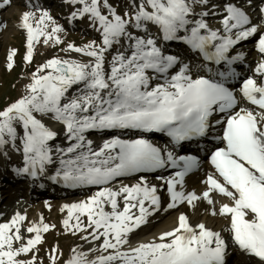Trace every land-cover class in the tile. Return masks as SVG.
<instances>
[{"label":"snow or ice","instance_id":"obj_1","mask_svg":"<svg viewBox=\"0 0 264 264\" xmlns=\"http://www.w3.org/2000/svg\"><path fill=\"white\" fill-rule=\"evenodd\" d=\"M9 2L2 0L0 7ZM71 2L82 4L80 14H88L99 25L100 44L93 41L83 48L68 45L69 50L91 59L88 62L58 57L47 60L32 73L27 94L0 110V149L7 144L15 147V141H20L24 167L18 172L35 177L45 172L46 165L54 163L49 142L57 133L36 115L50 114L64 126L66 139L71 142L66 148H55L60 167L50 179L62 180L68 187L100 186L86 200L64 206L69 219L75 214V224H70L69 219L63 224L66 229H73V234L84 231L80 217L86 216L87 227L92 229L90 235L94 240L103 238L100 251L108 254L90 260L87 253L73 249L74 255L66 264H225V241L220 234L204 224H198L196 231L184 214L179 215L175 228L160 234L159 242L139 243L122 250L129 243V233L145 225L152 211L159 208L160 198L157 188L148 186L143 177L139 183L122 184L118 189L107 185L118 178L166 165L181 169L165 181L172 201L168 208L182 201L193 205L201 198L211 204L210 192L227 197L230 203L220 206L219 215L229 218L233 242L264 262V81L258 84L248 78L240 89L242 98L261 111L235 110L237 99L224 83L203 76L193 78L188 64L169 74L179 64L178 58L165 55L150 35L142 37L128 31L131 27L147 33V25H154L163 41H182L205 61L219 65L239 59L236 56L229 60V50L256 34L257 27H244L249 24V17L232 3L223 5L226 15L219 20L221 27L213 29L206 18L210 14L217 16L216 11H203L198 14L200 19H189L194 15L193 5H207L208 0H141L132 16L124 14L127 19L118 15L107 0H103V6L109 15L102 14L101 0ZM31 17L29 12L21 16V26L27 31L26 62L31 61L33 41L40 36L45 37V42L49 39L60 42L55 36L60 27L54 26L50 34L41 28L46 19H51L47 12L42 13L35 28L30 23ZM181 32L187 34L180 35ZM121 39L127 42V47L112 55L106 68L105 54L114 44H120ZM256 47L264 54V34L259 35ZM13 55L14 51H10L9 68ZM149 70L155 75L150 76ZM256 72L264 74V62ZM218 75L223 78L225 73ZM153 79L162 82L152 86ZM73 86L80 87L69 97ZM214 113L225 114L223 120L215 122L224 125L222 135L217 137L223 147H216L210 153L209 163L214 172L204 181L207 190L202 197L195 192L185 195L176 190L177 185H183L185 175L196 167L195 157L174 156L166 150L162 154L159 147L143 138L129 140L114 136L93 148L92 141L84 135L89 130H140L164 133L174 144H179L206 136ZM17 125L22 135H18ZM23 219L17 214L11 225ZM11 225L0 224V264H24L15 257L38 244L39 233L48 231L49 226L28 228L29 232L37 233L35 238L13 249V240H19L20 236L18 228L9 234Z\"/></svg>","mask_w":264,"mask_h":264},{"label":"rangeland","instance_id":"obj_2","mask_svg":"<svg viewBox=\"0 0 264 264\" xmlns=\"http://www.w3.org/2000/svg\"><path fill=\"white\" fill-rule=\"evenodd\" d=\"M25 0H16L15 6L17 9H20L23 12H29V8L23 4ZM109 1V0H107ZM11 2V0H10ZM8 3L3 6V13H4V23L0 26V110H3L5 107L10 105L11 101H16L21 96L27 94V85L31 83L32 79V73H34L35 69H38V67L42 64H44L47 60L58 57L61 59H70V60H77L81 62H88L91 58L84 56L82 53H77L75 51H71V56H69L68 53V45H73L75 47L83 48L86 44H89L91 42H87L88 38H90L92 41H95L96 44L101 43V35L100 32L96 29H93V32L91 34L84 32H77L75 34H71L69 37H64L60 39L59 43H55V46L49 50V47L47 45L48 42H45L44 39L37 40L35 43H33L32 48V59L30 62H26L23 60V62L28 63L29 67L22 69L21 71L23 73L17 72L18 69L13 71L11 75L4 76V71H6L8 68V55L10 51H15L18 48H22L25 50H28V47L25 45L26 42L23 40V33H18V30L15 29L14 26L9 28L7 30V23L5 20H9L12 22L13 20L9 18V16L6 15L7 10H10L11 3ZM90 2V0H89ZM141 0H116V2L111 1L107 2L108 5L116 11L118 15H121L118 11H123L128 13V16H132ZM36 5L42 4L43 6H50L53 7L54 5H57L61 7L60 0H40L38 2L35 0ZM73 3L71 0H69V4ZM124 3H130L131 7L124 5ZM237 4L240 5V8L244 9L247 13L250 14V16L256 21L259 20L260 15L263 14V12L260 10L262 8L263 2H238ZM205 8L203 5L200 4H194L193 5V12L200 13L201 9ZM62 9V8H61ZM80 9L79 6L75 7V10L77 11ZM132 10V11H131ZM101 11L104 15H109L108 10L103 6V0H101ZM203 12V11H202ZM10 13V12H9ZM36 17V15H35ZM16 18V13H13V19ZM109 18H111L109 16ZM219 18L216 19H208L209 24L210 23H216V21ZM258 25L260 26L263 24L262 20H259ZM96 25H98L96 23ZM99 26V25H98ZM149 28L148 30L150 32H157V27L154 25L148 24ZM54 26L52 25V22L50 21V27L48 28V31L52 30ZM71 31L75 30L74 25L70 26ZM128 31L132 32L130 27L128 28ZM139 35H142L141 32H138ZM264 34V29L262 26L258 28L257 35H254L256 39L259 37V35ZM78 36L83 37L81 39V42L83 45L78 44ZM253 36V40H255ZM88 37V38H87ZM239 44V42L237 43ZM235 44V45H237ZM254 42L248 41L246 42V50L248 54L251 56V58L258 59L262 58V61H264V56L260 52H255L254 47H252ZM243 45V44H242ZM242 45H240L242 47ZM114 47L111 48L106 54V67L107 62L111 60L112 55L117 53L118 51H122L123 48L127 47V42L124 39H121L120 44H114ZM69 56V57H68ZM6 59V60H5ZM12 62V61H11ZM5 68V69H4ZM8 71V70H7ZM199 73H205L204 69L199 68ZM43 74V73H42ZM253 79L258 81L257 75H250ZM2 82H5L7 85L2 86ZM155 85V84H153ZM72 97V96H70ZM13 101V102H14ZM12 102V103H13ZM38 117V114H36ZM46 118L49 122L56 123L58 127L56 129H65L62 124L52 119L51 115H46ZM48 122V123H49ZM17 127L18 135H22V129L19 125ZM10 147H13L12 144ZM51 146V143H50ZM14 148H22L20 145V141H15V147ZM6 160V159H5ZM54 165L56 167H60L58 159L54 158ZM7 165L3 163L4 169L0 170V209H2L7 202L13 201L14 198L18 197L19 202L25 207L21 208L18 213L25 215V221H29L31 214L33 211L41 210V220H40V226L38 227L42 228L43 225H48V231H41L39 233L41 240L40 242L33 246L29 252L27 253H21L19 256L15 257L17 261L24 262V264H66V261L70 259L73 253V249H76L77 252H84L87 253L88 249L93 247L95 245L94 242H92V236L90 233L92 232L91 228L87 227V217L81 216V227L84 228V231H76L75 234L73 229H66L63 221L65 219H69L68 215L63 214L60 204L61 202L64 203H72L75 201V198H66L65 200L61 201L58 197H55V194H46L48 197L44 199L37 198L38 192V183L35 181V183L32 186H27V183L24 182V184L21 183V180L25 179L24 176H21L20 178H16V174L13 172L15 165L17 163H14V160L8 159ZM16 167H20V164H17ZM138 179V178H137ZM137 179L135 181H137ZM158 179L152 178L151 184L156 183ZM116 182H119L122 184V180L117 179ZM114 181V182H115ZM26 188L24 191L22 188ZM109 188H112L111 185L108 186ZM97 187H94L88 194H85L86 197L93 194L96 191ZM19 191H22L20 193ZM45 191V190H44ZM46 192V191H45ZM31 194L34 200L30 201V199L27 197L28 194ZM15 194H17L15 196ZM24 195V196H22ZM121 202V201H120ZM110 209V208H106ZM111 210V209H110ZM17 213V214H18ZM160 213V210H158L157 214ZM15 215V214H14ZM70 224H75V214L74 216L69 219ZM25 226H22L21 232H24ZM37 233L35 234V236ZM34 236V237H35ZM83 237H87V239H84ZM30 239L29 236L23 235V239L20 241L21 243L17 242L15 244V248H20L22 245H26L27 241ZM33 239V237H32ZM86 243V245H84ZM100 244V242H98ZM55 250V251H53ZM88 258L91 260V258L88 255Z\"/></svg>","mask_w":264,"mask_h":264},{"label":"bare ground","instance_id":"obj_3","mask_svg":"<svg viewBox=\"0 0 264 264\" xmlns=\"http://www.w3.org/2000/svg\"><path fill=\"white\" fill-rule=\"evenodd\" d=\"M217 1L220 2V0H217ZM124 5H127V6L131 7L130 3H124ZM14 6H11V9L7 10V13H6L7 16L12 17L13 11L16 8ZM53 7H58V6L54 5ZM61 8L63 9L64 6H61ZM262 9H264V6H263ZM205 10L208 11L209 13H210V11H213L212 8H205ZM15 12L19 16V20H16L13 23L16 26V28H18V27L23 28L21 26V17L19 15V12L17 10H15ZM219 14H222V12H219L218 15ZM224 15H226V14H224ZM247 16L249 17V24L245 25L244 27H250V26L258 27L257 24L255 23V19H253L250 16V14L247 15ZM213 17H216V16H212V18ZM222 17H223V15H222ZM222 17H221V19H222ZM256 18H259V17H256ZM189 19H200V16H197V15L190 16ZM260 19L264 22V12H263V16ZM209 25L213 29L221 27L220 24H219V20L215 24L212 22ZM233 31L235 32L236 30H233ZM254 35H257V33L254 34ZM253 36L249 37L247 40L254 42V44L252 46V47H254L253 49H254L255 52H259L257 47H256V43L258 41V38L256 39V37L254 36L255 40H253ZM243 41H240L239 44L234 45L235 47L233 49L235 51L232 54H233V57H236V56L240 57V54H241V58L240 59L242 60V62L248 63V65L251 66L252 63L248 59V57L250 55L248 57L246 55L248 53L247 50H246L247 46L245 45L246 44V42H245L246 40H243ZM80 42L81 41H79L77 43L81 44ZM240 45H242V47ZM239 49H241V50L243 49L244 51L241 52V51H239ZM262 55L264 56V54H262ZM230 58H232V56ZM251 59L253 60V62H256V69H257L258 65L262 61L261 56L258 59H255V58H251ZM195 60L198 63H201L200 61H198L200 59H195ZM238 63H240V62H238ZM253 68H255V67H253ZM218 69H221V68H218ZM218 69H217V71L215 69H212V70H213V72L217 73ZM248 69L252 70L251 68H248ZM226 71L229 74L231 69L230 70L226 69ZM230 75L231 74H229V76ZM259 75H260L259 83H261L262 81H264V74H259ZM1 85L2 86H6L7 84L5 82H2ZM73 87L78 88L79 86H73ZM74 94H76V91H74V92L73 91H69L68 96L69 95H74ZM95 131H98V133L95 132ZM100 131L101 130H93L92 133L99 134V133H101ZM115 131H117V130H115ZM213 131H214V129H210V132L205 136L204 139H202L203 137H201L197 141L190 142L191 145H194L193 146V150H194L196 145L200 144L203 140L204 141L207 140V138H209L212 135ZM162 141L164 143L168 142L165 139H163ZM54 142H58V141H51L50 143L52 144ZM188 147L189 146L187 145V146L181 147V149L180 148H175V149H177L176 151H180L181 152L182 150H184V149H186ZM20 155L23 156L22 149H19V150L11 149L10 150V148H8L7 146H4L2 149H0V162H2L3 159H5L7 157H11L13 159H17ZM22 163H23V167H24V160H23ZM51 166H53V165H51ZM23 167H20L18 169H21ZM49 167H50V164L46 165L45 172L43 174H39L38 173L37 176H39V178H41V179L50 178V177L54 176L56 174V170L57 169L50 171ZM18 169H15V171H14L16 174L24 176L26 178L29 177V179H27V180H25V179L21 180V183L26 182L27 186H32L35 183V181H34L33 178L30 177L31 175H29L27 173H20V172H18ZM155 171L156 170L150 171V172H155ZM165 172L166 171H161V173H165ZM209 174L210 173H206L205 176L203 177V179L200 181V183H199L200 187H202L205 184L204 181H206L207 176ZM157 175H159V174H157ZM134 176H135V174H132V175L127 176V177H122L121 180H122V182H124L127 185H132V184H135V183H139L140 182V178L143 177L145 183L148 186L151 187V185L148 184V183H150V180H149L147 174H141L138 177H136V179L138 178L137 179L138 182H135L134 179L130 178V177H134ZM174 176H175V174H172V175H169V176L168 175H163L162 178L158 179V182L155 183V187L157 188V195L160 198V204H165V208H163L164 211H162L161 214H156V210L157 209L153 210L152 214L148 217V222L145 225H142L141 227L135 229L133 232L129 233V235H128L129 243L124 245L122 250H127L129 247H135L139 243H147V242L153 241V240H156L157 242H159L157 240V238L160 236V234L165 232V231H170L173 228H175L177 226L179 215L180 214H184L187 217V219L189 221V224L196 231H199V229L196 228V226L198 224H204L206 226V228H208V229H210V230H212L214 232H217V233H219L221 235V238L225 241V252H229V256H230V258H228V259H230L229 264H251V263L255 264V263L251 262V259L247 258L243 253L239 252L235 248V246H232V244L230 242V237H229L228 228H227V220H226L228 217L219 215L220 206L222 204H224V203H230V201H229V199L227 197H224V196H222V195H220L218 193H215V192H210V198L213 201V203H211V204H209L207 200L201 198V199H198L197 201H195L193 205H189L186 201H182V202L177 203L176 207L168 208V204L172 203V201H171L170 194L167 191V184H166L165 181L170 179V178H173ZM56 182H58L62 186H66L62 180H57ZM118 184H119V182H116V181L114 182L113 181L109 185H111L113 189H118L121 186V185H118ZM94 187H98L96 189L98 191L100 186L77 187V188H74L73 190L71 189V191L63 192V193L59 194L58 197H59V199H61V201L65 200L66 198H75V201L72 202V203L61 202L60 207H61L62 211L64 212L63 214L68 215L67 209L64 207L65 205H71V204H74V203H78V202L86 200L88 197L94 195L97 191L94 194L89 195L88 197H86L84 195V194H88ZM48 188L49 189L44 193L43 192L44 189L38 187V189L41 191L40 193H38L39 194L38 198L44 197V194H55V193H57V189L54 188L53 185H50V187H48ZM78 188H82V189L81 190H76ZM22 189L24 191L26 188H22ZM176 190L183 192V189H182L181 185H177ZM206 190L207 189L201 190V188H199V189H196L193 192H195L198 196L202 197V193L204 191H206ZM79 191H81L82 193L80 194ZM19 192L22 193V191H19ZM35 192H38V191L35 190ZM16 195L17 194H15V196ZM22 196H24V195H22ZM32 200H34V199L31 198L30 201H32ZM7 203L8 204H6L2 209H0V224H9V225H11V221H12L13 217H15L14 214L17 215V213L20 212L19 210L21 208L25 207V206L19 202V199H13V201L11 200V201H9ZM107 211H110V209H107ZM133 211L136 212L137 210L134 209ZM214 212L216 213L215 215H213ZM39 213H41V210L33 211L29 221H24L25 216L22 215L21 213H18L19 216L24 217V219L18 221L15 225H11V227H10V233L9 234H14L16 232V229L18 228L19 229V236H20L19 240H15V239L13 240V245H12L13 249H16L15 248V244L17 242L20 243V241L23 239V235H24V237L30 235V239H32V237L35 236L36 232H29L28 228L33 227V226L37 227L39 225V221H40V218H41ZM20 225H26L27 226V227H25L26 229H25L24 232H21V228H19ZM93 241L96 242L98 240H94L93 239ZM100 242L102 244L103 238L100 239ZM84 245H86V244H84ZM86 252H88V253H90L92 255L91 259H95L96 257H98L99 255H102V254L103 255H107L108 254V253H104V252L100 251V245H96V246L92 247L91 249H89Z\"/></svg>","mask_w":264,"mask_h":264}]
</instances>
